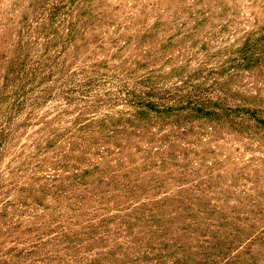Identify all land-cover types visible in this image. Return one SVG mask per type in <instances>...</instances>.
Wrapping results in <instances>:
<instances>
[{
	"label": "rangeland",
	"instance_id": "374dc122",
	"mask_svg": "<svg viewBox=\"0 0 264 264\" xmlns=\"http://www.w3.org/2000/svg\"><path fill=\"white\" fill-rule=\"evenodd\" d=\"M0 264H264V0H0Z\"/></svg>",
	"mask_w": 264,
	"mask_h": 264
}]
</instances>
